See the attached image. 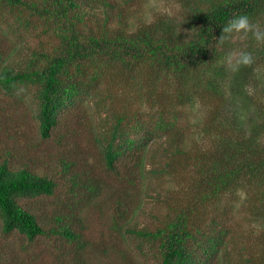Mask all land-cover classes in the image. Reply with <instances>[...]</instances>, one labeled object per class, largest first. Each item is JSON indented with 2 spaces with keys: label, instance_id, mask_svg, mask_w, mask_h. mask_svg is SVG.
Masks as SVG:
<instances>
[{
  "label": "trees",
  "instance_id": "16d2710c",
  "mask_svg": "<svg viewBox=\"0 0 264 264\" xmlns=\"http://www.w3.org/2000/svg\"><path fill=\"white\" fill-rule=\"evenodd\" d=\"M2 1L50 21L60 40L52 51L32 52L19 68L0 72L1 90H36L43 139L55 133L62 111L98 93L101 78L115 67L132 86L149 81L158 87L148 93L156 95L149 100L150 113L141 103L114 113L94 138L107 171L129 196L125 208L119 204L118 210H124L119 216L126 214L129 221H116L117 238L134 243L157 264H264L259 242L236 260L230 257L231 219L217 212L221 198L243 190L257 192V212L264 210V102L251 90L256 70L264 66V45L250 37L253 63L232 73L220 63L238 40L223 46L217 41L223 26L236 16L247 15L264 29V0H174L181 8L178 16L165 15L136 29L123 11L116 13L118 0ZM186 107H199L200 116L210 109L198 128L208 145L189 146L188 128L180 125L188 117L182 111ZM162 139V155H150ZM190 170L192 176L183 179L181 171ZM176 179L190 181L184 185L187 199H177V191L167 188ZM82 181L74 186L79 188ZM56 189L53 180L28 166L14 168L8 158L0 159L4 234L19 232L30 241L46 235L38 215L20 200L50 197ZM90 189L95 193L97 187ZM147 199L164 207V215L156 216L150 227L136 220ZM78 222V215L58 211L51 232L79 248L85 241L74 229Z\"/></svg>",
  "mask_w": 264,
  "mask_h": 264
},
{
  "label": "rangeland",
  "instance_id": "374dc122",
  "mask_svg": "<svg viewBox=\"0 0 264 264\" xmlns=\"http://www.w3.org/2000/svg\"><path fill=\"white\" fill-rule=\"evenodd\" d=\"M117 2L116 13L123 11L129 16L131 29L150 24L165 15L178 16L181 11L174 0H132L129 5L122 4V0ZM59 45L60 40L50 21L33 14L32 10L14 7L0 0V72L4 67L19 68L32 52H50ZM237 48L250 52L247 40H238L230 50ZM223 61L220 65H225ZM256 72L258 77L251 85L252 94L264 102V66ZM122 74L123 70L119 67L111 69L101 78L98 93L62 111L60 125L49 139L41 137L36 90L7 93L0 89L1 161L8 158L14 168L28 166L39 176L48 177L57 184L55 194L50 197L20 200L24 207L38 215L41 224L48 230L46 235L34 241L19 232L6 235L0 221V264H157L153 256L139 252L134 243L117 238L113 228L116 221H129L125 219L126 214L119 216L124 212L118 210L119 204L125 208L129 196L125 187L120 186L107 171L102 147L94 141L97 128L103 125L106 117L124 109L134 110L138 103H141L144 112L151 111L149 100L156 99V95L148 93L156 92L158 87L149 81L143 86H132L123 78L125 73ZM162 90L163 87L159 92ZM103 97L105 101L102 104L100 99ZM199 110V107L195 111L188 107L182 109L188 117L180 125L188 128L189 146L209 144V139L198 128L206 120L210 109L202 116ZM164 145L166 139L154 144L149 154L161 156ZM181 174L183 179L192 176L191 170L181 171ZM80 180L83 181L76 188L74 182L79 183ZM189 183L176 179L167 188L173 187V191H177L176 198L183 200L188 198L184 185ZM95 186L97 190L92 193L90 187ZM256 194L239 191L224 196L222 203L217 205V212L229 214L227 217L231 219L227 252L233 260L241 257L246 248L254 247L256 242H259L260 250L264 248V210H259L258 214ZM144 210L136 218L141 225L148 224L150 227L156 223V216L164 215V207L149 199ZM58 211L67 216L78 215L80 222L74 229L83 234V246L78 248V243L73 246L64 237L52 234L51 228ZM256 215L260 216L259 219ZM220 218L226 219L224 216ZM253 253L261 254L257 251Z\"/></svg>",
  "mask_w": 264,
  "mask_h": 264
},
{
  "label": "clouds",
  "instance_id": "9594fccd",
  "mask_svg": "<svg viewBox=\"0 0 264 264\" xmlns=\"http://www.w3.org/2000/svg\"><path fill=\"white\" fill-rule=\"evenodd\" d=\"M250 37L258 45H264V29L247 15H241L233 17L223 26L222 35L217 41L223 46L235 40L246 41ZM223 63L229 71L236 73L242 67L251 66L253 57L250 52L237 48L226 53Z\"/></svg>",
  "mask_w": 264,
  "mask_h": 264
}]
</instances>
